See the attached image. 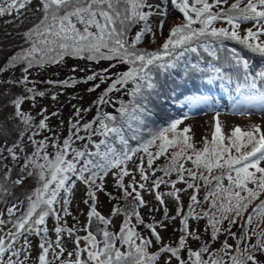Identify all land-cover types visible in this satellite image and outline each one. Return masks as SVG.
Instances as JSON below:
<instances>
[{"label":"snow or ice","instance_id":"6c2138e0","mask_svg":"<svg viewBox=\"0 0 264 264\" xmlns=\"http://www.w3.org/2000/svg\"><path fill=\"white\" fill-rule=\"evenodd\" d=\"M34 2V11L39 16L37 22L23 32L28 46L21 47L5 62L8 68L19 66L21 76L0 82V97L6 99L5 106L12 108L9 117L23 125L14 143L0 145V160L10 157L18 166V178L12 181L13 185L22 187L26 178L34 179L36 184L25 197L27 206L23 211L19 205L24 201H20L7 207V219L0 218V264H29L30 261L32 264H173V261L175 264H264L258 259V255H264V230L257 231L259 224L251 227L254 218L264 217V201L247 215L239 237L231 230L238 218H244L249 205L264 193V166H261L264 163V131L261 126L253 124L249 130L237 126L225 137L219 111H216L212 117L211 141L204 138L202 149L195 148L191 142V127H180L181 119H172L166 127L157 130L149 127V118L153 115L152 98L159 95L160 88L166 87L167 78L174 72L183 73L187 80L199 78L207 84L219 82L230 94L231 107L236 113L245 114L249 109L264 112V40L260 39L264 36V0H234L227 8L223 7L227 0H171L173 9L182 14L183 20L170 28L163 43L153 51L140 44L146 36L155 38L157 30L163 34L165 18L169 16L164 0L160 4L149 3V0H0V17L14 13V18L19 17L23 14L21 10H31ZM153 15L158 16L155 30L151 24ZM218 21H223L227 27H216ZM244 22H251L252 27L241 35ZM197 24L199 27H194ZM136 25L141 27L129 39L128 34ZM226 40L242 45L260 57L262 63L254 66L237 49L225 48ZM202 53L210 59L205 60ZM66 58L115 63L99 71L93 70L82 80L69 78L45 83L66 88L93 82L89 92H95L107 81L110 83L94 101L97 111L91 121L81 124V112L90 109L73 105L77 119L69 121L67 137L61 141L53 133L37 139L41 132H52V129L48 125L47 109H41L42 118L38 122L22 109L25 102L31 101L34 105L37 97L46 95L30 80L31 70L62 64ZM118 65H127V68L113 72ZM4 70L5 67L0 66V73ZM76 70L73 68L74 72ZM161 77H166L164 84H161ZM20 86L23 91H10ZM122 90L129 99L113 100L110 94ZM51 98L56 100L57 96L53 94ZM185 102L189 109L216 107L203 95L186 96ZM104 105L112 106L114 112L104 111ZM50 115L57 116L58 112ZM25 136L28 144L24 142ZM93 137L100 139L93 141ZM76 141L85 143L77 147ZM89 145L94 150H90ZM49 147L53 151L50 152ZM177 147L179 150L171 153L164 167L153 168L154 160L167 154L169 148ZM151 148L156 150L150 151ZM137 153L144 155L138 157L135 170L139 172L140 181L151 180L149 191L158 189L161 184L171 185L172 190L167 193L156 191L155 199L160 205H165V196L176 202L175 216L169 217L164 207L166 219L180 218L181 234L175 245L164 243L157 231V227L166 229L167 223L144 224L137 211L145 205V200L136 185L139 189L146 188V183H139L128 168V162L137 158ZM145 156L147 168L144 167ZM185 161H191L193 168H186ZM217 169L223 171L212 175ZM12 171L6 168L4 178L7 179ZM156 171H161L163 176L151 179ZM109 174L115 178L116 187L123 191V196L131 197L125 208L112 210L113 216L123 213L125 217L118 232L109 231L110 218L97 211V193L104 191V180ZM173 174L176 175L174 180L171 179ZM125 177H131V183L125 184ZM225 179L227 185L223 183ZM197 180L209 188L203 202L197 198L201 186ZM77 182L87 186L88 199L84 203L91 202L88 222L80 229L85 233L83 236L76 234L75 226L60 224L61 212L65 216L71 214L70 196ZM180 182L186 184V189L176 187ZM187 189H193V193L188 211L184 212L180 193ZM0 191L11 194L3 185ZM204 202L208 203V210L196 212ZM56 205L60 206L59 210ZM17 212L20 215L17 216ZM133 216L135 225L131 223ZM50 217L57 221L52 229L55 240L49 238L50 230L45 226ZM190 219H206L208 240L191 227ZM94 221L96 232L91 230ZM137 225L149 229L150 236L141 235L136 230ZM65 233L74 245L72 250L64 243ZM221 234L230 236L235 245L229 244L226 238L219 248H212ZM33 235L40 238L35 257L30 239ZM191 240L203 242L194 250L190 247ZM153 247L156 250L150 251Z\"/></svg>","mask_w":264,"mask_h":264},{"label":"rangeland","instance_id":"374dc122","mask_svg":"<svg viewBox=\"0 0 264 264\" xmlns=\"http://www.w3.org/2000/svg\"><path fill=\"white\" fill-rule=\"evenodd\" d=\"M166 2V0H164ZM211 2V0H209ZM234 0H227V4L223 5V7L227 8L229 7ZM149 3L152 4H160L161 0H149ZM169 3H171V0L169 2H166L167 8L169 6ZM35 9V2L31 6V10L22 11V15L19 17H15V13L13 16H5L0 17V66H4L5 70L4 72L0 73V82L6 80V79H12V78H19L21 76L20 67L17 66L16 68H8L6 66V60L11 55L15 54L17 51L21 49V47H27L28 45L25 44L23 41V32L26 31L28 28H30L35 22H37V17L39 16L38 12L34 11ZM171 13V11H168ZM5 21H9L6 23ZM182 20H178L175 18H172L171 16H168L165 18V24L163 28V33L165 31L170 30L172 26L175 24L181 23ZM151 24L154 28V30L157 28L158 24V16L153 15L151 17ZM141 25H136L132 28V30L129 32V39H131L136 32L139 30ZM252 25H241V28L245 31L248 28H251ZM160 31H156V38H158ZM167 35L162 34L159 38V40H152L149 36H146L145 39L140 44V47L145 48L149 51L156 50L160 47V45L163 43L164 38ZM261 40H264V36L260 37ZM75 61L76 63H73ZM109 63H115V61L108 62V61H101L100 63H94V62H87L82 60H77L74 58H66L65 62L59 65H47L45 68H34L31 70L32 74L30 76V80L35 81V86L38 91H45L46 95L44 97H37L35 104L31 101H27L22 105V109L26 112H28L30 115L34 117V122H38L42 116L40 115L41 109H47V113L50 116V119L48 121L49 128L52 129V132H48L47 130L41 132L39 136H37V139H42L44 136H51L53 133L56 134L57 138L59 140H63V138L67 137L69 134V128L70 123L69 121H75L77 117L74 114V108L73 105H75L77 108L82 109H90L87 112H81V124L89 122L93 119V117L96 115V106L94 104V101L97 100V98L102 94L104 89L108 86V83L110 81L105 82L104 84H101V87L97 89L95 92H89L88 88L92 86L93 82L88 83H78L72 87H66L61 88L58 85H50L45 83L46 81L52 80V81H60L65 80L69 78H79V80H82L86 75L91 74V72L99 71L102 68H107L109 66ZM73 68L77 69L75 72L73 71ZM127 65H118L117 68L113 69V72L116 71H124L126 70ZM79 69H84V71H80ZM96 83H99L97 80ZM32 86V85H29ZM131 87V85H129ZM5 91H9V89L5 88ZM11 92L19 93L23 91V87H13L10 89ZM55 94L57 96L56 100H53L51 97ZM112 99L115 101H127L129 97L125 94V91L122 90L121 92L117 93H111L110 94ZM210 102L213 103L216 107L210 108V107H197L192 110V114L189 116L190 118H185L183 120V123L180 125L181 128L185 126H190L192 129V132L189 133V135L192 136V143L197 147V149H200L203 147L204 138H207L208 140L211 139L212 132L214 130L213 124L214 121L212 120V117L216 115V111H219V119L222 126V135L225 137H228L231 135V132L233 128L239 126L241 130H249L250 126L253 124H259L261 126L262 131H264V112L258 111L255 109H249L247 113L245 114H239L232 110L231 107V100L228 97H213L210 99ZM6 105V99L3 97H0V145H7L10 146L12 143L16 141L18 138V133L20 130L23 129V125L19 123L18 121L12 120L9 117V114L12 112L11 106H5ZM119 106L118 104L116 105ZM102 109L104 111L108 112H114V108L110 105H104L102 106ZM52 112H58L57 116H51L50 114ZM167 119V117H166ZM151 126H153L154 130L166 127L161 124V122L152 121ZM84 133L82 132L81 135ZM93 140H99L100 137H93ZM25 144H28L27 137H24ZM78 141H76L77 143ZM227 143V141H225ZM203 145V146H202ZM50 152L53 151L51 147L48 149ZM179 147L177 148H169L168 155L170 156L173 151H178ZM32 151L31 146H28V152L30 153ZM191 150H189V153ZM7 155V154H5ZM141 156V153H137V158H134L133 161L128 162V168L130 172H132V175L136 177L137 181L139 179V172L135 170V165L139 163L138 157ZM187 166H192L191 161H187ZM261 166H264V163L261 164ZM144 167H147V160H144ZM6 168H12L13 171L8 174V178L5 179V170ZM195 170V169H194ZM18 172L19 168L17 165L11 162V158L8 157L5 160H0V185H3L4 188H7L8 192L0 191V213H3V216L0 218L7 219V207H10L12 204H19L20 201H24L22 205H19L21 207V211H23L27 206V201L25 200V197L32 191V189L35 187V180L32 178H26L24 181L23 186H15L12 184V181L16 178H18ZM226 182V180H224ZM142 182V181H141ZM197 182V181H196ZM131 183V177H125V184ZM203 181H200L198 184L202 186ZM215 183V182H214ZM227 184V183H226ZM137 186V185H136ZM197 191V198L200 199L201 196H205L206 192L209 190V188H205L201 190V187ZM251 187V185H249ZM181 189H186V185L182 182V185L180 187ZM205 190V191H204ZM158 191V189L154 190L153 193H151L149 190L141 191L142 197L145 200V205L141 206L142 208V219L144 221V224H152L159 222L157 218H161L162 215V209L164 205H157L155 202V192ZM171 191V186H168V191L164 192L167 193ZM117 192V193H115ZM193 192V189H187L184 192L180 193L181 202L183 206V211H188V203L187 200L189 199V195ZM111 194V196H109ZM98 199H97V209L99 211H103L104 217L110 218L111 223L108 226V230L112 232H118L119 228L121 226V223L124 220L123 216H113L112 210L114 208V202L117 201L114 199L115 196L120 197L123 196V191L121 189H118L115 184V178L109 174L105 177L104 180V191L97 193ZM88 199L87 196V186L81 182H77L75 185L73 192L70 196V204H69V211L70 215L65 216L62 212L60 213L63 219H68V222H63V224H68L71 226L72 221H75V224H72V226H76L78 229L77 235L83 236L85 233L80 230V223L82 222V227L88 222L87 213L89 211V204L91 203L89 201V204H85L84 201ZM165 206L168 209V216H175L176 215V202L174 199L165 196ZM190 200V199H189ZM157 201V200H156ZM261 201H264V193H262L256 200H254L248 207V209L244 213V218L240 219L238 218V222L232 226V232H235L237 234V237L240 236L244 220L247 219V215L249 213H252V209L256 207ZM203 202V201H202ZM118 203V202H117ZM204 204L206 207H204ZM207 202H204L201 207H197L195 209L196 212H201L203 210H208ZM156 206V208H155ZM57 209L59 210V205H56ZM155 209L158 210V212H155ZM16 215H20L19 212L16 213ZM81 217V218H79ZM179 221L180 218L178 217ZM51 222H55L54 217L48 218ZM166 221L176 222L172 220H168L165 218ZM47 221V220H46ZM131 223L133 225L136 224L135 216L131 217ZM180 223V222H178ZM189 223L192 228L198 230V232L203 236L204 240H208L209 238L205 237L204 233L205 228L207 226L206 219L202 220H193L190 219ZM47 224V227L51 229L49 231V238L51 240H55V233L52 231L54 225ZM257 224H259V229L263 228L264 230V217H256L253 220V224L251 227H255ZM68 225H63L66 227H69ZM103 227V225H100ZM225 227H227V222H225ZM8 227H11L9 225ZM175 225L172 226V230H174ZM97 229V223L94 221L91 226V230L93 232H96ZM177 229L179 231V226H177ZM136 230L141 233L143 236H150V230L144 227V225H137ZM157 231H159L160 235L163 237L164 243L168 240H171L175 245L178 241V238L180 236V232L173 234L171 233L167 228L161 229L157 227ZM172 234L174 237H172ZM208 234V233H207ZM221 234L219 236V240L214 242L212 244V248H214L215 244L217 248L221 246V243L224 241ZM37 237L39 236H31L30 239L32 241L33 250L35 251V254H37V248L34 247V243L37 240ZM172 237V238H171ZM75 237H73L74 239ZM100 237L98 236V239ZM227 242L229 244L235 245V240H233L230 236L226 237ZM63 240L65 245L67 246L68 250H72L74 245L72 244V241L68 238L67 233L64 234ZM255 240V237H253V242ZM40 242V238H39ZM195 243L194 245L192 243ZM201 241L191 240L190 241V247L192 249H198L200 247ZM81 244L83 245V241H81ZM156 248L153 247L150 249V251H155ZM33 255V252H32ZM66 255V253H65ZM258 259L262 262H264V255H258ZM30 264V263H29ZM58 264V262H57ZM173 264H175V261H173Z\"/></svg>","mask_w":264,"mask_h":264},{"label":"trees","instance_id":"16d2710c","mask_svg":"<svg viewBox=\"0 0 264 264\" xmlns=\"http://www.w3.org/2000/svg\"><path fill=\"white\" fill-rule=\"evenodd\" d=\"M166 2H169V0H166ZM166 2H164V3H166ZM169 10L171 11V13H169V16H171L172 18L178 19V20H183L182 14L179 11L173 9L171 3H169V6L167 8V11H169ZM213 10L215 11L216 9H213ZM243 24L244 25H252L251 22H244ZM215 26L216 27H227V25L223 21L216 22ZM194 27H199V25L198 24L194 25ZM240 32H241V35L244 34V30L242 28H240ZM163 34L164 35H168V31H165ZM160 36H161V33H159L158 38H156V37L153 38L151 35H150V38L152 40H157V39L159 40ZM261 37H263V36H261ZM224 45H225V48H235V49H237L239 52H241V55H243L244 57L250 59L253 62L254 66H259L262 63L260 57L255 56L254 54L250 53L248 50L244 49L242 45L238 44L235 41L226 40V41H224ZM202 54H203L205 60L210 59V57H208L206 53H202ZM220 55L223 56L224 53H221ZM195 58L196 57L193 54V59L195 60ZM73 63H76V62L73 61ZM165 79H166V77H161L160 78L161 84H164ZM77 80H79V78H77ZM173 81L175 83H173ZM177 85H179V87H177ZM189 95H203V96H207L209 98V100L212 99L213 97L224 96V97H228L231 100L230 94L228 92H226L223 87H221L219 82H216V83H213V84H207V82L205 80L199 79V78L196 79V80H187L186 78L183 77V73L176 74L174 72L173 75L170 78H167L166 87L160 88L159 89V95L158 96H153V98H152V104L150 105V107H151L153 115L149 118V120H150L149 127L154 130L153 126H151V122L155 121V120L157 121V123L161 122V124L163 126H166L172 119H181L183 121L185 118H190L189 116L192 114V110L193 109H189L187 104H186V102H185V97L189 96ZM232 95H234V93H232ZM203 107H206V106H202L201 108H203ZM166 117H167V119H166ZM145 137L147 138V134H145ZM93 141H97L98 142L97 139L93 140ZM208 141H211V139L208 140ZM83 143H85V141H78L75 146L79 147ZM131 143L133 144V146H135V144H136V142H134V141L131 142ZM203 145H204V143H203ZM89 148H90V150H94V149H92L91 145H89ZM195 148H197V147L195 146ZM202 148L203 147H201L200 149H202ZM155 150H156L155 148H151L150 149V151H155ZM233 153H234V150H233ZM142 155H144V154L141 153V156ZM169 157L170 156L168 155V153L165 154V155H161L158 159L154 160L153 168L159 169V168L164 167L168 163ZM144 160H147L146 156H145ZM184 163H185V167L186 168H193V165L192 166H187V164H188L187 161H185ZM222 171H223V169L214 170L212 175H218ZM205 174L207 175V173H205ZM159 176H163V173L161 171H156L155 176H152L151 179H155L156 177H159ZM165 179H168V177H165ZM171 179H173V180L176 179V175L173 174L171 176ZM199 182H200V180H197L196 183H199ZM139 183H146V188L145 189H139L138 184H137V186H136L137 191H140V192L141 191H146V192H148V188L151 187V180H149L148 182L139 181ZM223 183L225 185H227L226 183H228V181L227 180H226V182L223 181ZM213 184H214V182H213ZM181 185H182V182L178 183L176 185V187L180 188ZM168 186H171V185L170 184L169 185L161 184L160 187L158 188V191L164 193V192L168 191ZM201 187H202L201 190L206 188L203 185V183H202ZM129 191H131V189H129ZM150 192L153 193V191H150ZM115 193H117V192H115ZM192 193L189 195V199H190V196L192 195ZM114 199L117 200V201L114 202V208L118 207V208L123 209V208H125V205H126L127 201L131 200V197L125 198L124 196H120V197L115 196ZM189 199L187 200L188 204L190 203ZM200 199H201L200 201H204V196L200 195ZM155 202H156V206L157 205L160 206L158 201L155 200ZM156 206H155V208H156ZM207 206H208V204H207ZM164 207H165V205L163 206V209L161 211L162 212V215L160 216L161 218H157V219H159L158 221L161 222V223H167V225H168L167 229L171 233L176 234V233L180 232L177 229V226H179V228H180V223H178V222H180L179 219L177 218L176 222L166 221L165 220L166 217L164 215ZM204 207H206L205 204H204ZM141 210H142V208H140V207L137 208V211L140 213V215H142ZM97 211L100 212L104 216L102 210L99 211L97 209ZM155 212H158V210L155 209ZM117 216H119V217L123 216V213L115 215V217H117ZM79 218H81V217H79ZM141 218H142V216H141ZM85 219H88V218H85ZM46 220H47L46 222L48 224H52L54 226L57 224V221L51 222L50 220H48V218ZM62 221L66 223V222H68V219L65 218V219L61 220L60 224L63 223ZM75 223H76L75 221H72L71 226L68 225V224H63V225H68L69 227H73L74 225L72 226V224H75ZM173 225H175L174 230H172V226ZM45 226L47 227V224H45ZM82 228L83 227H82V222H81L80 223V229H82ZM49 230L51 231L50 228H49ZM260 230H263V228L259 229V231ZM173 234H172V237H174ZM204 234H205V237L209 238V235L207 233H204ZM33 236H36V235H33ZM222 238H223V240H225L226 239V235L223 234ZM37 240L38 241H36L34 243V247H36V248H37L38 243H39V238L38 237H37ZM218 240H219V238H218ZM202 242L203 241H201V243ZM165 243L174 244L171 240H169V241L167 240ZM195 243L193 242L192 244L194 245ZM214 248H217L216 244H215ZM35 256H36V254H35V251L33 250V257H35ZM29 263L32 264L31 261Z\"/></svg>","mask_w":264,"mask_h":264}]
</instances>
